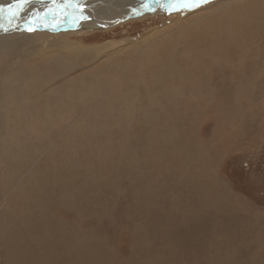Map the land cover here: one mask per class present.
<instances>
[{
	"label": "rangeland",
	"instance_id": "obj_1",
	"mask_svg": "<svg viewBox=\"0 0 264 264\" xmlns=\"http://www.w3.org/2000/svg\"><path fill=\"white\" fill-rule=\"evenodd\" d=\"M252 1L211 0L183 12L160 0L152 13L131 17L116 5L98 15L86 9L88 18L109 21L89 27L90 20L80 14L58 27L9 20L0 30V264H57L56 255L66 258L65 264H264V22L252 35L258 42L240 43L236 34L239 45L233 48L218 45L217 32L224 13ZM2 17L3 24L7 16ZM224 18L237 30L234 21L242 16ZM173 46L184 52L171 61L188 67L186 74L160 77L158 70L167 65L164 51ZM92 50L91 63L68 68L51 58ZM116 50L141 75L128 77L126 64L107 75ZM208 51L209 58L202 60ZM147 61L157 64V83L143 74ZM172 79L185 81V90L180 83L173 87L175 97L164 94ZM122 82L127 83L126 106H118L116 95ZM155 120L160 123L154 125ZM169 123L176 134L164 145L165 134L158 140L154 134L169 130ZM173 146L192 156L185 177ZM125 149L129 164L120 161ZM30 169L53 204L31 199L36 190L27 187ZM105 181L104 192L99 184ZM60 195L73 201L71 207ZM76 236L86 250L76 258L79 263L67 258Z\"/></svg>",
	"mask_w": 264,
	"mask_h": 264
},
{
	"label": "bare ground",
	"instance_id": "obj_2",
	"mask_svg": "<svg viewBox=\"0 0 264 264\" xmlns=\"http://www.w3.org/2000/svg\"><path fill=\"white\" fill-rule=\"evenodd\" d=\"M121 0H0V17H2V16H7V18L3 21V24L2 23H0V30H3L5 27H6V25H7V23H9V20H13L14 18H20V19H22L24 22H32V23H50L52 26H56V27H58L59 25H58V22L59 21H64L63 23H67V20L66 19H69V20H74L75 19V16H78V14H80L83 18H84V15L85 16H87V18H88V13L86 12V9L87 10H91V11H96V13H97V15L101 12H103V13H109V12H111V8H112V6H117V7H122V10H124L126 13H124V16L126 15V16H128V17H131L130 15H135L136 14V12L138 13L137 14V16L139 15V14H141L142 12H144V15L145 14H147L146 12H148L149 14L150 13H152L153 11H154V9L156 8V7H158V4H160L159 3V1L160 0H123V2H120ZM127 3L128 5L125 7V8H123V3ZM253 3V4H252ZM17 4H19L20 5V7H15V5H17ZM248 4V6L247 5H244V6H241V7H238V8H236V9H232V10H230V11H228V12H226V13H224V15H223V18L221 19V21H219L220 22V27L217 29V32L219 33V38H220V42L221 43H218V45H220V46H223V45H229L231 48H233L234 47V45H239V44H236V41L234 40V35H236V34H240V37H238L237 39L239 40V42L240 43H242V42H246L247 40H250V44L251 43H254V42H258V40H256V41H254V39H252V35H254V33H256V31L259 29V26H260V24H262L263 22H264V0H255V1H252V2H249V3H247ZM10 6H12V7H10ZM133 6H136V8H134ZM60 10H64V13H62V14H59L60 13ZM99 10V11H98ZM3 12V13H2ZM233 13L234 14H236V13H238L240 16H242V18H240L241 19V21L239 22H237V19L234 21V24L233 25H235V29H237V30H233L232 29V27L229 25V23L225 20V23H224V20L223 19H225L224 18V16H227L228 14H231V15H233ZM95 14V13H94ZM106 15H110V14H106ZM136 16V15H135ZM219 17V16H218ZM247 17V18H246ZM124 18V17H123ZM85 19V18H84ZM89 20H90V23H88V27L90 26V25H97L98 23H102V22H109V21H105V20H103V19H100V18H98V16H94L93 18H88ZM219 20V19H218ZM55 22H57L56 24H54ZM241 23V24H240ZM8 28V27H7ZM7 30V29H6ZM261 30H262V28H261ZM57 31V30H56ZM59 31V30H58ZM210 31H211V33H213V31L210 29ZM263 31V30H262ZM261 31V32H262ZM244 34H246V36L244 35ZM262 34V33H261ZM228 35V36H227ZM243 35V36H242ZM211 42H212V40H210ZM19 42H20V40H19ZM141 42V41H140ZM54 43V42H53ZM194 44V43H193ZM192 44V45H193ZM47 45V44H46ZM191 45V46H192ZM45 46V45H44ZM43 46V47H44ZM49 46V45H48ZM69 46V45H68ZM218 46H216V47H213V48H211L212 50H214V49H218L217 48ZM62 48V47H61ZM128 49H130V48H128ZM235 49V48H234ZM251 49V48H250ZM50 50V49H49ZM48 50V51H49ZM54 50V49H53ZM132 50V49H131ZM249 50V49H248ZM156 51H158V50H156ZM234 50L232 49V52H233ZM246 51V50H245ZM37 52V51H36ZM74 52V51H73ZM177 52H179V53H183L182 52V50L179 48V47H168V49L166 48L165 49V51H164V55H163V57L162 58H164V61H166L167 60V65H165V67L163 68V69H159L158 71L159 72H157V73H161L162 75H158V76H160V77H177L178 75H183V73H185L186 74V72H183V71H185V68H186V71H187V68L188 67H185V66H182V67H180L179 68V66H177V67H175L174 66V64L172 63V59H174V57H175V55H176V53ZM218 52V51H217ZM220 52V51H219ZM115 53L116 54H114L115 56H116V60L114 61L115 62V64H114V66L113 67H111V71H109V72H105V73H107V75H109V74H116V73H119L120 72V70L119 69H121V68H119L118 69V67H120V64H122V65H124V64H126V66H129L130 67V74H127V76L129 77V76H134V77H138L139 75H141V73H140V70H138V68L139 67H134V68H132L131 67V64L129 63L130 61H129V59H124V58H126V57H124L123 59L124 60H120L119 58H118V55H117V50L115 51ZM125 53V52H124ZM74 54V53H73ZM95 53H94V51L92 50V52H84V51H79V53L77 54V55H73V56H70V55H66V56H61L60 54H58V55H55L54 57H53V55H51V58L53 59V60H55L56 62H58V64H64V63H66L65 64V68H68L70 65H73V66H77V64H79V62H83V63H91V59L93 58L94 59V57L93 56H95L94 55ZM157 54H159V53H157ZM207 54V55H206ZM219 54V53H218ZM109 55H111V54H109ZM127 55V54H126ZM143 54H139V55H137L135 58L137 59V61L138 60H141L140 59V56H142ZM149 55H151V54H149ZM209 55H210V52L208 51V53L206 52L205 53V56L204 57H202L201 59L202 60H206L207 58H209ZM48 56V55H47ZM113 56V55H112ZM157 56V55H156ZM178 56H179V58H181L184 62H186V61H188V59H187V57L186 56H184V54L182 55V57L178 54ZM191 56V55H190ZM43 57V56H42ZM101 57V56H100ZM150 57V56H149ZM189 57V56H188ZM50 58V59H51ZM144 58V57H143ZM148 58V57H147ZM113 59V58H112ZM190 59V58H189ZM176 60V59H175ZM179 60V59H178ZM224 60V59H223ZM160 61H162L161 63H163V60H160ZM198 61V58L197 57H195V58H193V62H194V64H195V62H197ZM148 62V61H147ZM159 62V61H158ZM174 62V61H173ZM106 64V63H105ZM143 64V63H142ZM152 65H150V62H148L147 64H146V66H145V71H144V75L146 76V75H148L149 74V76L153 79V83H157V81H156V77H157V75H153V73H154V69H158V68H155L156 67V65L157 64H155V66H153V63H151ZM177 64V63H176ZM175 64V65H176ZM84 65V64H83ZM112 65V64H111ZM110 65V66H111ZM99 66H100V64H99ZM103 66V65H102ZM134 66V65H133ZM197 66V65H196ZM81 67V66H80ZM101 67V66H100ZM99 67V68H100ZM104 67H105V65H104ZM142 68V67H141ZM108 69H110V68H108ZM197 69V68H196ZM96 70V69H95ZM98 70H100V74H102V73H104L103 71V69H102V67H101V69H98ZM107 71V70H106ZM192 71V70H191ZM190 71V72H191ZM196 71V70H195ZM189 73V72H188ZM124 75H125V73H123ZM118 75V74H117ZM250 76V75H249ZM123 78H125V77H123ZM184 78V77H183ZM182 78V79H183ZM84 81L82 82V83H84V82H87V78L86 79H83ZM89 80H91V79H89ZM88 80V81H89ZM143 81V80H142ZM175 80H173L172 79V82H174ZM184 81V80H183ZM250 81V80H249ZM127 82V81H126ZM141 82V81H140ZM148 82H149V80H148ZM118 83V82H117ZM181 84V85H183V89H184V87H185V81H184V84L183 83H181V82H179V81H176V82H174V85L172 84V85H169V87L166 89H164L165 90V92H164V94H166V93H168V94H171V95H175L176 94V91L174 90V86H175V84ZM115 84H116V82H115ZM121 85H120V87H119V89H116V90H119V93H115L119 98H120V101H119V103H118V106H121V104H124V106H126L127 104H126V101H125V98H127L124 94L126 93L127 95H128V93H127V89L125 88L126 87V85H127V83H125L124 84V82H122V83H120ZM84 85V84H83ZM114 87H115V85H113ZM187 86V85H186ZM86 87V86H85ZM160 87H157V89H159ZM90 89V88H89ZM186 89V88H185ZM184 89V90H185ZM189 89V88H188ZM110 90H111V88H110ZM183 90V91H184ZM89 91V90H88ZM112 91V90H111ZM236 91V90H235ZM190 92V91H189ZM195 92V91H194ZM193 92V93H194ZM162 93H163V91H162ZM181 93V92H180ZM186 94V93H185ZM178 95V94H177ZM226 95V94H225ZM176 96V95H175ZM174 96V97H175ZM170 97V96H169ZM173 98V97H172ZM165 99V98H164ZM177 99V98H176ZM167 100V99H166ZM179 100V99H178ZM168 101V100H167ZM174 101H175V99H174ZM173 102V101H172ZM166 103V102H165ZM164 103V104H165ZM171 103V102H170ZM175 103V102H174ZM172 104V103H171ZM155 105V104H154ZM178 105H180V103L178 104ZM123 106V105H122ZM123 106V107H124ZM169 106H170V104H169ZM234 108V107H233ZM33 110V108H30V110L28 111V112H31ZM149 110V109H148ZM155 110V109H154ZM150 111V110H149ZM131 119V117H128V119L127 120H130ZM154 122V125H158L160 122L158 121V120H155V121H153ZM152 122V123H153ZM152 126V125H151ZM150 126V127H151ZM168 128H170L169 130L167 129V130H165V129H162V131H160V133L159 132H157V133H155L154 135H155V137L157 136V140H158V138H159V136H161L162 134L161 133H164L165 135L164 136H161V138L163 139V143H164V145H166L165 144V141H166V139H167V137H169V136H173L174 137V135L176 134V130L174 131L173 129H172V126H171V124L169 123L168 124ZM172 137V138H173ZM170 138V137H169ZM86 139V138H85ZM161 139V140H162ZM175 138H173L172 140H174ZM169 140V139H168ZM170 140H171V138H170ZM86 142V141H85ZM84 142V143H85ZM88 142H90V141H88ZM160 142H162V141H160ZM168 142V141H167ZM83 144V143H82ZM89 144V143H88ZM173 143H171V145H172ZM71 145H73V144H71ZM71 145H70V147H71ZM103 145H104V143H103ZM129 145V144H128ZM151 145H152V143H151ZM171 145H169V146H166L165 148H170L171 147ZM18 146V145H17ZM75 146V145H74ZM89 146V145H88ZM102 146V145H101ZM106 146H108V145H106ZM70 147H69V150H70ZM85 147V146H84ZM86 148H87V146H86ZM106 148H108V147H106ZM126 148V147H125ZM173 148V150L175 151V156H177V157H180L181 158V166H179L178 165V168L179 169H181V170H183V174H182V176H186V174H187V172H188V166H189V163L191 162V160H192V156H190V155H185V152H184V150H183V147L182 146H173L172 147ZM72 149H74L73 147H72ZM128 149V148H127ZM17 150V149H16ZM113 150V149H112ZM68 151V150H67ZM73 151V150H72ZM75 151V150H74ZM73 151V152H74ZM77 151V150H76ZM78 151H80V150H78ZM77 151V152H78ZM16 152V151H15ZM18 152V151H17ZM94 152V151H93ZM76 153V152H75ZM82 153V152H81ZM89 153V152H88ZM95 153V152H94ZM100 153V152H99ZM98 153V154H99ZM23 154V153H22ZM80 154V153H79ZM78 154V155H79ZM83 154V153H82ZM85 154V153H84ZM96 154H97V151H96ZM110 154V153H109ZM117 154V153H116ZM17 155V154H16ZM81 155V154H80ZM91 155V154H90ZM94 155V154H93ZM106 155V154H105ZM113 155V154H112ZM18 156V155H17ZM17 156H16V158H17ZM21 156V155H20ZM96 156V155H95ZM109 156V155H108ZM107 156V158H109ZM115 156V155H114ZM118 156H120V154L118 155ZM23 157V156H22ZM67 157V156H66ZM87 157V156H86ZM90 157V156H89ZM113 157V156H112ZM111 157V158H112ZM18 158H19V156H18ZM54 158V157H53ZM52 158V159H53ZM88 158V157H87ZM97 158H102V157H97ZM118 158V157H117ZM116 158V156L113 158V159H116L117 161H118V159ZM121 160L120 161H122L124 164L127 162V161H129V160H131L132 159V157L130 158V156H127V151H126V149H125V152L124 153H122L121 154ZM106 159V158H105ZM104 159V160H105ZM83 160H84V158H83ZM93 160H95L94 159V157H93ZM109 160V159H108ZM18 160H16V162H17ZM53 161V160H52ZM58 161V160H57ZM86 161H87V159H86ZM91 161V160H90ZM54 162V161H53ZM92 162H94V161H92ZM100 162H101V160H100ZM99 162V163H100ZM102 163V162H101ZM106 163V162H105ZM107 163H111V162H107ZM128 163V162H127ZM19 164H20V162H19ZM18 164V165H19ZM91 164V163H90ZM95 164V163H94ZM93 164V165H94ZM129 164V163H128ZM21 165H22V163H21ZM75 165V164H74ZM77 165V164H76ZM135 165V164H134ZM23 166V165H22ZM67 166V165H66ZM78 166V165H77ZM136 168V167H135ZM137 168H140L138 165H137ZM175 168V167H174ZM60 169V168H59ZM129 169H131V168H129ZM27 170V169H26ZM124 170V169H123ZM128 170V169H127ZM126 170V171H127ZM24 171V170H23ZM176 171H177V169H176ZM28 172H30L31 174L30 175H32V180H31V182H27V180H26V182H27V187H31V190H36V194H34V195H32L31 196V199H35V200H37L38 198H47L46 199V202L47 203H49V201H50V205L51 204H53V202H52V200H51V198H49V197H46L45 195V197H43V194H45L44 192V187H43V190H42V186H43V184H41V183H39L38 181H37V176L35 177L34 176V174H33V170H28ZM122 172V171H121ZM135 172H137V170L135 171ZM174 172V171H173ZM53 173V172H52ZM63 173V172H62ZM139 173V172H138ZM175 173V172H174ZM180 173V172H179ZM27 174V173H26ZM49 174V173H48ZM54 174V173H53ZM142 174V173H141ZM178 174V173H177ZM189 174V173H188ZM132 175V174H131ZM41 176V175H40ZM49 176V175H48ZM133 176V175H132ZM137 176V175H136ZM51 177V176H50ZM64 177V176H63ZM84 177H86V176H84ZM87 177H89V176H87ZM46 178V177H45ZM54 178V177H53ZM60 178V177H59ZM98 178V177H97ZM51 179H52V177H51ZM82 179V178H81ZM85 179V178H84ZM59 180V179H58ZM93 180V179H92ZM91 180V181H92ZM98 180H100V178L99 179H97V181ZM181 180V179H180ZM54 181V180H53ZM88 181H90V179L89 180H87L86 182H88ZM103 181V180H102ZM189 181V179H186V182H188ZM23 182V181H22ZM46 182V181H45ZM49 182V181H48ZM85 182V181H84ZM106 182V181H105ZM29 183V184H28ZM54 183V182H53ZM65 183V182H64ZM83 183V182H82ZM97 183V182H96ZM101 183V182H100ZM102 183H104V182H102ZM180 183H181V181H180ZM8 184V183H7ZM49 184V183H48ZM56 184V183H55ZM99 184V183H98ZM10 185V184H9ZM19 186V185H18ZM53 186V185H52ZM58 186V185H57ZM99 186L101 187V189L100 190H102V191H106L107 190V187H108V184H107V182H106V184H99ZM70 187V185H68L67 186V188H69ZM6 188V187H5ZM15 188H16V186H15ZM26 188V187H25ZM56 188V187H55ZM64 188V187H63ZM109 188V187H108ZM64 189H66V186H65V188ZM63 189V190H64ZM76 189H77V187H76ZM186 189H187V187H186ZM58 190V189H57ZM38 191V192H37ZM51 191V190H50ZM58 191H60V190H58ZM20 192V191H19ZM34 192V191H33ZM110 192V191H109ZM13 193V192H12ZM28 193V192H27ZM111 193V192H110ZM109 193V194H110ZM187 193H188V189H187ZM24 194V193H23ZM48 194H49V192H48ZM113 194V193H112ZM119 194V193H118ZM29 195V194H28ZM55 195H59V193H55ZM54 195V196H55ZM84 195V194H83ZM104 195V194H103ZM116 195V194H115ZM22 196V195H21ZM25 196H27V195H25ZM30 196V195H29ZM28 196V197H29ZM48 196H50V195H48ZM61 196V195H60ZM75 196V195H74ZM51 197H53V196H51ZM66 196H61V200L60 201H64V204L68 207V206H70L71 207V205H72V202L71 201H66V198H65ZM118 197V196H117ZM54 198V197H53ZM58 198V197H57ZM68 198V197H67ZM83 198V197H82ZM29 199V198H28ZM69 199V198H68ZM106 198H104V199H101V200H105ZM168 199H170V198H168ZM21 200H23V199H21ZM74 200V199H73ZM107 200V199H106ZM109 200V199H108ZM174 200V199H173ZM29 201V200H28ZM62 201V202H63ZM66 201V202H65ZM25 202V201H24ZM32 201H30V203H31ZM45 202V201H44ZM59 202V201H58ZM61 202V203H62ZM76 202V201H75ZM74 202V203H75ZM103 202V201H102ZM114 202V201H113ZM21 203V202H20ZM33 203V202H32ZM36 203V202H35ZM57 203V202H56ZM111 203V202H110ZM55 204V203H54ZM98 204V203H97ZM74 205H76V204H74ZM73 205V206H74ZM91 205V204H90ZM27 206V205H26ZM30 206H31V204H30ZM107 206V205H106ZM32 207V206H31ZM101 207V206H100ZM104 207V206H103ZM75 208V207H74ZM26 209V208H25ZM81 209V208H80ZM26 210H28V209H26ZM35 210V209H34ZM96 210V209H95ZM44 211V210H43ZM87 211V210H86ZM92 211V210H91ZM111 211V210H110ZM56 212V211H55ZM17 213V212H16ZM15 213V214H16ZM43 213V212H42ZM110 213V212H109ZM147 213V212H146ZM8 214V213H7ZM53 214V213H52ZM52 214H51V216H52ZM79 214H80V212H79ZM82 214V213H81ZM94 214V213H93ZM97 214V213H96ZM32 215V214H31ZM47 215V214H46ZM49 215V214H48ZM107 215V214H106ZM134 215V214H133ZM44 216V215H43ZM105 216V215H104ZM144 216V215H143ZM31 217V216H30ZM87 217V216H86ZM145 217V216H144ZM147 217V216H146ZM32 218V217H31ZM51 218V217H50ZM55 218V217H54ZM64 218V217H63ZM53 219V218H52ZM8 220H9V218H8ZM12 220V219H11ZM11 220H9V221H11ZM44 220V219H43ZM47 220V219H46ZM59 220V219H58ZM91 220V219H90ZM138 220V219H137ZM142 220V219H141ZM149 220V219H148ZM55 221V220H54ZM12 222V221H11ZM148 222V221H147ZM34 223V222H33ZM38 223H39V221H38ZM59 223H62V221L61 222H59ZM65 223V222H64ZM102 223V222H101ZM100 223V224H101ZM149 223V222H148ZM6 224V223H5ZM9 225L11 224V223H8ZM50 224V223H49ZM56 224H58V223H56ZM67 224V223H66ZM140 224V223H139ZM7 225V224H6ZM8 225V226H9ZM15 225V224H14ZM24 225V224H23ZM61 225V224H60ZM68 225V224H67ZM31 226V225H30ZM35 226V225H34ZM46 225H44L43 227H45ZM47 226H48V224H47ZM62 226L64 227V229L66 228V229H68V226L66 227L63 223H62ZM5 227V226H4ZM7 227V226H6ZM20 227H21V224H20ZM58 227V226H57ZM96 227V226H95ZM138 227V226H137ZM147 227V226H146ZM34 228H36V227H34ZM33 228V229H34ZM70 228V227H69ZM139 228V227H138ZM28 229V228H27ZM26 229V230H27ZM32 229V230H33ZM47 229H49V226H48V228ZM54 229V228H53ZM76 229V227L74 228V230ZM16 230V229H15ZM29 230H31V229H29ZM70 230V229H69ZM73 230V229H72ZM77 230V229H76ZM75 230V231H76ZM28 231V230H27ZM26 231V232H27ZM35 231H37V230H35ZM56 231H57V228H56ZM82 231V230H81ZM19 232V231H18ZM33 232V231H32ZM37 232H40L39 230L37 231ZM53 232H54V230H53ZM62 232H63V230H62ZM67 232V231H66ZM68 232H70V231H68ZM146 232V231H145ZM13 233V232H12ZM28 233V232H27ZM41 233H43L44 234V231L43 232H41ZM51 233V232H50ZM56 233V232H55ZM89 233V232H88ZM96 233V232H95ZM39 234V236L41 235L40 233H38ZM53 234V233H52ZM85 234V233H84ZM90 235H91V233H89ZM88 234V235H89ZM92 234H93V231H92ZM144 234V233H143ZM22 235V234H21ZM27 235V234H26ZM35 235V234H34ZM57 235V234H56ZM71 235H73V234H71ZM87 235V236H88ZM13 236V235H12ZM33 236V235H32ZM50 236V235H49ZM70 236V235H69ZM74 236V235H73ZM85 236V238L87 239V237H86V235H84ZM83 236V237H84ZM145 236V235H144ZM18 237V236H17ZM17 237H16V239H17ZM24 237V236H23ZM43 237H44V235H43ZM77 237V236H76ZM90 237V236H89ZM92 237V236H91ZM25 238V237H24ZM37 238V237H36ZM35 238V239H36ZM39 238V237H38ZM85 238H83L84 240H85ZM44 240H45V238H43ZM62 239V238H61ZM61 239H59V240H61ZM81 239V238H80ZM78 237L76 238V241H75V244H74V246H75V248L73 249V247H72V249L73 250H70L71 252L69 253V256L67 257L70 261H72V262H74L75 261V259L77 258V259H80L82 256H83V254H84V252L86 251H84V247L82 246L81 247V244L83 243L81 240H80ZM82 239V240H83ZM28 240V239H27ZM34 240V239H33ZM11 241V240H10ZM10 241H8L7 243V245L9 246V249H11V242ZM29 241V240H28ZM40 241V240H39ZM62 241H64V240H62ZM66 241V240H65ZM88 241V240H87ZM87 241H85V244H86V242ZM14 242H16L15 240H14ZM18 242V241H17ZM36 242V241H35ZM47 242V241H46ZM94 242V241H93ZM20 243V242H19ZM40 243H42V242H40ZM61 243V242H60ZM65 243V242H64ZM67 243H68V241H67ZM91 243V242H90ZM177 243H178V241H177ZM21 244H26L25 242L24 243H21ZM69 244V243H68ZM102 244V243H101ZM106 244V243H105ZM7 245H5V246H7ZM29 245V244H28ZM64 245V244H63ZM82 245H84V244H82ZM90 245V244H89ZM23 246V245H22ZM99 246V245H98ZM48 247V246H47ZM68 247V246H67ZM90 247V246H89ZM39 248V247H38ZM38 248H36L37 250H38ZM8 249V248H7ZM8 249V250H9ZM41 250V249H40ZM91 251H93V250H91ZM91 251H89V252H91ZM29 252V251H28ZM43 252V251H42ZM45 252V251H44ZM56 252V251H55ZM106 252V251H105ZM20 253V252H19ZM22 253H23V251H22ZM33 253V252H32ZM31 253V254H32ZM8 254H10V253H8ZM90 254L91 253H89L88 254V259L90 258ZM98 254V253H97ZM50 255V254H49ZM56 255V254H55ZM102 255V254H101ZM9 256V255H8ZM7 256V257H8ZM40 256V255H39ZM77 256V257H76ZM94 256H95V254H94ZM103 256V255H102ZM10 257V256H9ZM18 257V256H17ZM62 258H63V256H61ZM91 257H92V255H91ZM100 257V256H99ZM108 257V256H107ZM44 258V257H43ZM61 258V259H62ZM93 258V257H92ZM91 258V259H92ZM98 258V257H97ZM101 258V257H100ZM103 258V257H102ZM24 259V258H23ZM34 259H36V258H34ZM42 259V258H41ZM46 259V258H45ZM44 259V260H45ZM59 257H58V255H56L55 256V262L57 263V264H65V259L64 260H61ZM77 259H76V261H77ZM84 259V258H83ZM86 259V258H85ZM104 259H105V257H104ZM21 260H22V258H21ZM101 260V259H100ZM100 260H99V262H100ZM134 260H135V258H134ZM11 261V260H10ZM18 261H19V259H18ZM28 261V260H27ZM40 261V260H39ZM68 261V260H67ZM143 261V260H142ZM22 262V261H21ZM26 262V261H25ZM80 262V261H79ZM78 261H77V263H79ZM85 262V261H84ZM110 262V261H109ZM36 263H37V261H36ZM76 263V262H75ZM74 263V264H75ZM103 263V262H102ZM72 264V263H71ZM81 264H82V262H81ZM93 264H94V262H93ZM96 264V263H95ZM98 264H100V263H98ZM104 264V263H103ZM131 264H133V263H131ZM136 264H138V263H136ZM241 264V263H240Z\"/></svg>",
	"mask_w": 264,
	"mask_h": 264
},
{
	"label": "snow or ice",
	"instance_id": "obj_3",
	"mask_svg": "<svg viewBox=\"0 0 264 264\" xmlns=\"http://www.w3.org/2000/svg\"><path fill=\"white\" fill-rule=\"evenodd\" d=\"M209 3L211 0H168L167 4L162 6L173 11L191 12ZM15 7H20V5L17 4Z\"/></svg>",
	"mask_w": 264,
	"mask_h": 264
},
{
	"label": "water",
	"instance_id": "obj_4",
	"mask_svg": "<svg viewBox=\"0 0 264 264\" xmlns=\"http://www.w3.org/2000/svg\"><path fill=\"white\" fill-rule=\"evenodd\" d=\"M6 18V15L4 16V19Z\"/></svg>",
	"mask_w": 264,
	"mask_h": 264
},
{
	"label": "crops",
	"instance_id": "obj_5",
	"mask_svg": "<svg viewBox=\"0 0 264 264\" xmlns=\"http://www.w3.org/2000/svg\"><path fill=\"white\" fill-rule=\"evenodd\" d=\"M3 17H4V16H3ZM3 17H2V18H3Z\"/></svg>",
	"mask_w": 264,
	"mask_h": 264
},
{
	"label": "flooded vegetation",
	"instance_id": "obj_6",
	"mask_svg": "<svg viewBox=\"0 0 264 264\" xmlns=\"http://www.w3.org/2000/svg\"><path fill=\"white\" fill-rule=\"evenodd\" d=\"M146 13H148V12H146Z\"/></svg>",
	"mask_w": 264,
	"mask_h": 264
}]
</instances>
